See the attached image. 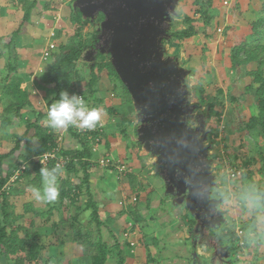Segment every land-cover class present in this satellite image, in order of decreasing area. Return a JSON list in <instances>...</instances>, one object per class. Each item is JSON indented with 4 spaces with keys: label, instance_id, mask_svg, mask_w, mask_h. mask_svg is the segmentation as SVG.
<instances>
[{
    "label": "rangeland",
    "instance_id": "obj_1",
    "mask_svg": "<svg viewBox=\"0 0 264 264\" xmlns=\"http://www.w3.org/2000/svg\"><path fill=\"white\" fill-rule=\"evenodd\" d=\"M31 1L33 0H27V3ZM76 1L36 0L31 20L29 23H23L21 33L15 42L16 47L11 49V57L30 53L31 56L40 58V50L47 44V32L51 30L56 33V36L55 33L54 37L50 38L49 36V42H53L55 46L72 37L75 34V27L70 23L68 12L77 9ZM223 1H226L227 5H224ZM193 2L194 0H178L171 5L164 32L184 29L183 17L189 16L193 17L195 21L193 25L198 29L197 35L187 41L173 42L172 44L164 37L160 38L159 55L164 61H174L181 70L186 72L180 81V88L185 90L184 106L189 107V112L182 120L189 129H195L200 122L203 123L200 138L204 139V145L208 147L207 159L210 160L209 171L213 178V183L208 187V191L211 198L220 199L222 203L217 208L221 214V222L205 228L204 235L218 237L225 234L222 243L219 245L214 237L206 242L195 236L193 231L201 215L186 208L185 193L176 192L177 195H175L166 191L168 188L162 177L163 173L158 168L159 152L152 150L140 141L137 130L146 124L142 121L139 111L130 97L129 100L132 102L131 126L127 127L126 134L129 139L135 140L137 144L140 143L141 147L138 151V160L135 161L137 165L134 167L136 168L128 167L129 164L123 165L126 170L131 169L129 175H138L142 178L149 189L148 192L180 202L184 214L188 216L190 222L195 223L190 227L189 235L194 237L196 248L203 245L207 249L209 255L207 259L211 261L215 258L223 259L227 264H264V211L257 202L259 199L257 191H264V137L259 125L251 121L257 115L255 94L254 92H245V89L252 85L249 73L254 71L257 65L256 63L245 66L235 65V62L232 61L234 51L240 45L264 60V21L259 23L256 29L257 34L255 35L253 32V25L259 19H264V0H212L207 27L203 26L202 21L197 20V16L194 15ZM23 9V5L18 3V0H0V49H4L6 43L2 40L4 35L15 30L22 22ZM4 14L9 18L7 26L1 24V21H5ZM56 14L59 18L56 17ZM84 19L88 21L79 31L80 39L83 40L89 35H94L95 46L103 48V55L107 61L111 62L110 55L104 48L98 14L93 19L85 17ZM93 55L91 51L86 52L78 66L88 68ZM39 60L41 64L39 66L43 68L45 62ZM237 60L240 61L241 57ZM6 61L7 57L0 58V83L7 75ZM87 68L85 70H88ZM37 73L33 79V87L39 93L33 94L32 87L29 88L32 106L25 108L20 117L13 120L12 124L3 122V109L6 105L5 99L0 96V127H3L2 130L0 129V157L14 149L16 137L24 134L26 123L33 122L38 114L42 115L41 111H45L47 107L44 91L47 93L48 90H42L39 87V82L45 80V75ZM253 87L255 86L253 85ZM83 94L89 108L97 104V97H101L105 102L109 100L110 105H113L114 102V106L119 108L121 114L124 111L127 112L125 105H122L123 90L117 80L104 81L99 86L95 99L88 95L84 87ZM41 123L44 127L51 129L46 126L48 125L47 120H41ZM51 130L59 133V131ZM68 134L69 131L66 130H62L58 134V138L61 139L59 142L61 149L63 148L62 138L64 139ZM19 148H22V144L19 145ZM21 155L24 153L18 150L9 158L0 159V174L4 176L7 173V166L19 162ZM106 156L104 154L97 159L94 166H100L99 160ZM30 163L32 162L30 161ZM239 167L244 169V175L237 179H231L228 172ZM152 172L158 174L154 179L149 176ZM24 176V172L16 173V178L19 177V179H11L13 189L10 190L9 196L8 212L11 213L9 221L13 219L12 227L18 228V236L25 242L36 240L39 248L43 249L44 258L48 251L43 248V245L63 244V249L59 248L55 251L58 254L63 253V257L55 264H90L89 252H84L82 249V259H74L77 248H74L75 243L69 229V220L76 213L74 207L80 209L84 207L83 197L78 198L74 207L67 205L66 208H61L59 203L53 205L52 202H48L57 207L56 210L51 211L45 202L36 201L31 193L26 191L29 185L40 187L41 184H33L32 175L28 178H24ZM63 177H66L65 173ZM69 180L72 186L78 183V180L73 177H70ZM138 197L140 199L136 197L138 200L132 202V205L140 203L146 196L145 193H142ZM128 204L131 203L126 202V205ZM119 210L121 209L118 208L117 211ZM81 212L78 213V228H82L84 231L87 228V230L92 228L93 231V226L88 225L90 212ZM54 224L60 227L59 230H54ZM222 229H226L238 237V241L233 236H228L227 232L223 233ZM230 249L233 251L230 252ZM0 264L14 263L6 262L0 256ZM26 264H51V262L43 259L42 262L26 261Z\"/></svg>",
    "mask_w": 264,
    "mask_h": 264
},
{
    "label": "trees",
    "instance_id": "obj_2",
    "mask_svg": "<svg viewBox=\"0 0 264 264\" xmlns=\"http://www.w3.org/2000/svg\"><path fill=\"white\" fill-rule=\"evenodd\" d=\"M18 3L22 4L23 19L17 30L13 31L12 34L5 39L6 41L4 49H0V58L7 57L6 68L7 75L4 80L0 83V96L5 100V108L3 109V122L12 124V121L20 117L21 112L31 106L29 102L28 92L24 89H20L27 79L33 77V71L37 64L38 58L31 56L30 53L17 54L11 57V49L14 48L16 39L22 30L23 23H29L32 17V11L36 7V0L27 3V0H18ZM212 0H194V15L197 16V20H201L203 26L207 27L210 20V6ZM70 23L75 27V34L68 38L66 41L57 43L56 49L51 52L48 59L44 61L45 70V84L52 86L53 98L50 102L53 103L59 99L61 92H67L71 94V89L75 83H80L82 92L83 87L87 91L88 95L95 99L99 86L104 81L113 82L118 79L111 62L107 61L103 53L100 52V48L95 46L94 35H89L86 39H80V29L83 28L87 21L80 14L78 9L70 10L68 12ZM103 16L98 14V21H102ZM264 19H259L253 25V32L256 33V29L260 22ZM195 23L193 17H183L184 29L174 30L173 25L171 26L173 31H165L164 38L172 44L173 42H183L189 40L191 37L197 35L198 29L193 24ZM88 51L93 52V59L89 67H79L78 63L84 57V54ZM241 57L238 61L237 58ZM232 61L235 65H248L256 63L257 67L254 71L249 73L252 78V85L247 87L246 93L254 92V98L256 101L257 115L252 118V122H256L264 137V60L258 57L254 52L248 51L244 46H238L232 56ZM88 70H85V69ZM123 97L122 105H125L127 112L124 111L122 114L121 133L127 138L126 129L131 126L132 116V102L129 100V94L125 87L120 82ZM253 85L255 87H253ZM87 103V99L85 97ZM49 104V106H50ZM112 112V111H111ZM41 117H38L34 123L27 122L25 125L24 134L16 137V144L14 149L6 155L0 157V159L9 158L16 151H18L19 145L22 144L24 155H21L20 161L13 165L7 166V173L2 176L0 174V256L6 262H13L14 264H26V261H36L43 257V249L39 248L36 240L31 242H25L23 238L18 236V228L12 227L13 219L9 221L11 213L8 212L10 207V190L13 189L12 183L8 185V190L2 192V188L6 185L13 175V172L17 170L22 164H26L24 172V178H28L32 175L33 184L39 185L42 183V177L40 176L41 169H52L54 166L53 162L48 163L42 167L36 162H32V159L39 157L44 154H48L57 147L58 134L47 127L40 125ZM218 122V121H217ZM31 132V134H30ZM71 137L76 140L78 148L76 149H61L59 156L67 157L69 161L62 169L66 177L60 179V196L52 202V204L59 203V207L66 208L67 205L73 206L79 197L84 199L83 208H75V215L69 220V229L71 230L73 241L76 245L81 247L84 252H89L90 264H107L110 258L115 256V253L119 250V246L116 240L111 236V242H106L102 239L100 230L104 226V223L100 220L99 209L93 200V195L89 183V169L97 161L96 153H93L91 148L93 145V139L89 136H81L73 133L69 130ZM133 145L138 148L141 147L140 143L132 142ZM96 160V161H95ZM30 161L32 163H30ZM95 161V162H94ZM97 163V162H96ZM30 167V168H29ZM22 172V173H23ZM158 174L154 175L157 176ZM244 175V174H243ZM70 177L78 180V183L74 186L70 183ZM244 177V176H243ZM131 179L136 177L131 176ZM139 183V182H138ZM134 186V184L132 183ZM258 203L264 211V191H257ZM46 206L50 207L49 210H56L57 207L46 203ZM89 211V226L95 228V232L89 230L84 231L82 228H78L79 212ZM81 212V213H82ZM195 223L189 222L190 227L194 226ZM54 230H59L57 224L53 225ZM84 232V233H83ZM222 232H227L228 236L238 241V237L231 234L226 229H222ZM214 237L218 244L222 243V239L225 234L221 236L211 235ZM26 237V235H24ZM28 238V237H26ZM112 244V245H111ZM114 244V245H113ZM233 249H230L232 252ZM195 252H192V258H196ZM117 264H123V258L120 254L116 255Z\"/></svg>",
    "mask_w": 264,
    "mask_h": 264
},
{
    "label": "water",
    "instance_id": "obj_3",
    "mask_svg": "<svg viewBox=\"0 0 264 264\" xmlns=\"http://www.w3.org/2000/svg\"><path fill=\"white\" fill-rule=\"evenodd\" d=\"M178 0H77L76 8L89 19L101 14V36L114 71L127 90L146 126L137 130L140 141L159 152V168L167 171L168 186L186 194V208L205 217L194 235L207 239L203 229L221 222L215 211L220 199H210L207 187L213 183L207 158L208 147L200 138L203 123L187 128L182 120L189 112L184 106L185 75L174 61L159 55V39L171 5ZM103 48L100 52L103 53ZM176 175H179V186Z\"/></svg>",
    "mask_w": 264,
    "mask_h": 264
},
{
    "label": "crops",
    "instance_id": "obj_4",
    "mask_svg": "<svg viewBox=\"0 0 264 264\" xmlns=\"http://www.w3.org/2000/svg\"><path fill=\"white\" fill-rule=\"evenodd\" d=\"M4 18L5 21H1V24L7 26L9 24V18L6 14H4ZM13 31L4 35L3 39L10 36ZM49 33L50 31L47 32V43L50 41ZM45 46L41 48V52ZM39 59L34 68L33 77H30L29 81H25L20 86V89H25L28 92L31 106L32 98L29 88L32 87L33 94L35 92L39 93L33 87V79L38 74L37 72L45 75L44 68H40L39 66L41 65ZM39 83V87L42 90L50 91L49 93L48 91L47 93L44 91V97H46L44 100L47 102V107L45 111H41L42 115L38 114L36 117V119L41 117L40 125L43 126L41 120H47V110L52 101L53 92L52 86L46 85L45 80ZM97 100V104L94 107L103 109L102 120L100 121L103 124V131L101 133L102 140L99 151L96 153V158L99 159L106 154V157L121 165L129 164L127 165L128 167L136 166L137 163L135 161L139 157V148L136 149L137 146L132 144V142L137 143L135 140L129 139V137H124L123 139V134L120 131L123 118L119 108L114 106V102L112 103L113 105H110L109 100L105 102L101 97H97ZM36 119L30 123H34ZM2 128L0 127L1 130ZM62 147L65 150L78 148L76 140L71 137L70 133L64 139L62 138ZM19 151L24 153L23 148L19 149ZM130 170L127 169L126 172L121 173L116 169L97 167L94 164L89 169V183L93 200L99 209L100 220L104 223V226L100 230L102 239L106 242H111L110 238L113 236L119 246V250L113 258L107 261V264H117V254H120L123 258V264H227L223 259L215 258L212 261L207 259L209 255L203 245L197 248L195 247L194 237H190L189 235L190 220L182 211L183 208L179 201L176 202L170 198L168 199L166 196L162 197L160 194L148 192L149 189L141 177L134 175L136 179H131L132 175H129ZM154 175H156V172L149 174L153 179L155 178ZM142 193H145V199L140 201V203L132 205V202H137L140 199L138 195L140 196ZM126 202L131 204L126 205ZM118 208L121 210L117 211ZM89 231L94 233L95 228L93 231L92 228H89ZM206 237L207 239L201 241L207 242V240L213 238L211 235H207ZM74 246V248H77V254L74 255V259H82L83 252L81 251V247L76 244ZM43 248L48 251L44 255L45 258L42 257L40 259L41 261L36 260L35 262H42L45 259L49 260L51 264H55V262L63 257V253L58 254V252H55L59 248L63 249V244L49 243L48 245H43ZM193 251L197 255L196 258H192Z\"/></svg>",
    "mask_w": 264,
    "mask_h": 264
},
{
    "label": "clouds",
    "instance_id": "obj_5",
    "mask_svg": "<svg viewBox=\"0 0 264 264\" xmlns=\"http://www.w3.org/2000/svg\"><path fill=\"white\" fill-rule=\"evenodd\" d=\"M102 115L103 109L89 108L83 96L61 92L59 99L48 107L47 124L56 131L66 130L70 126L92 129L102 120ZM63 175L59 165L52 169H41V186L29 185L26 191L38 202H54L60 196V179Z\"/></svg>",
    "mask_w": 264,
    "mask_h": 264
},
{
    "label": "built area",
    "instance_id": "obj_6",
    "mask_svg": "<svg viewBox=\"0 0 264 264\" xmlns=\"http://www.w3.org/2000/svg\"><path fill=\"white\" fill-rule=\"evenodd\" d=\"M224 5H227V2L224 1L223 2ZM56 17L59 18V16L56 14ZM50 38L54 37V31L51 30L49 33ZM56 49V46L53 42H48L47 45L44 47V49L41 52V57L40 59L42 61H46L49 57V55L51 54V52H53ZM78 95V96H83L84 101H85V96L82 92V88H81V84L80 83H75V85H73L72 89H71V94L70 95ZM86 103V101H85ZM87 105V103H86ZM88 106V105H87ZM71 130L73 133L77 134V135H81V136H89L93 139V145H92V152L93 153H97L99 150V146H100V142L102 140L101 138V133L103 131V124L101 122L97 123V125L92 128V129H82L79 127H74V126H70L69 128L66 129V131ZM61 141L60 138H57V147L51 151L48 154H44L41 155L39 157H35L32 159V162H36L38 165L44 167L46 166L48 163L53 162L54 166L59 165L61 167V169H63L65 167V165L67 164V162L69 161V159L67 157H62L59 156L60 151H61V147L59 145V142ZM99 165L101 167H105V168H113L118 170L121 173L126 172L127 170L125 169L124 165H121L117 162L112 161L111 159H109L108 157H104L101 160H99ZM25 164H22L21 166H19L17 168V170H15L13 172V175L10 177L8 183L6 185H4V187L2 188V192L5 190H8V185L11 184L13 181H11L12 178H14L15 180L19 179L16 178V173H22L25 170ZM244 173V169L239 167V168H234L233 170L229 171V177L231 179H237L239 177H241ZM132 245V244H131Z\"/></svg>",
    "mask_w": 264,
    "mask_h": 264
},
{
    "label": "flooded vegetation",
    "instance_id": "obj_7",
    "mask_svg": "<svg viewBox=\"0 0 264 264\" xmlns=\"http://www.w3.org/2000/svg\"><path fill=\"white\" fill-rule=\"evenodd\" d=\"M196 129V128H195ZM204 145V144H203ZM205 146V145H204ZM203 166H205L207 163H208V165H209V167H210V160L209 159H207V158H205L203 161ZM159 163H160V160H159ZM158 168H159V164H158ZM161 170V172L163 173L162 175V177H163V179H164V181H165V183H166V186H167V188H168V191H170V193H174L175 195H177V193H182V190H180L179 192H177V189H176V186L175 185H173V189H172V191L169 189V186H168V176H167V171L166 170H162V169H160ZM175 181H177V185L179 186V183H178V181H179V175H176V179H175ZM210 186V185H209ZM208 186V187H209ZM208 187H207V191H208ZM177 192V193H176ZM209 192V191H208ZM178 198V197H177ZM209 198L210 199H214V198H211L210 197V193H209ZM176 200V199H175ZM216 211H217V209L215 210V211H213V213L215 214L216 213ZM199 215H201V218L200 219H198L197 220V222H196V224H195V228H194V231H195V229H197V226H198V224L199 223H201V221L202 220H204V219H209V217H205L204 216V214L203 213H201V214H199ZM207 227H209V226H207ZM207 227H205V228H207ZM204 228V229H205ZM204 229H203V232H204ZM193 231V232H194ZM203 235H204V233H203ZM195 236H197L198 238L200 237L199 236V234L197 233ZM205 236V235H204Z\"/></svg>",
    "mask_w": 264,
    "mask_h": 264
}]
</instances>
